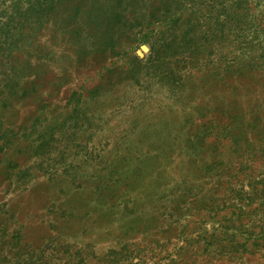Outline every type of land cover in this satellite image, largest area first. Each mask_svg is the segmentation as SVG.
Returning a JSON list of instances; mask_svg holds the SVG:
<instances>
[{"label":"rangeland","instance_id":"374dc122","mask_svg":"<svg viewBox=\"0 0 264 264\" xmlns=\"http://www.w3.org/2000/svg\"><path fill=\"white\" fill-rule=\"evenodd\" d=\"M257 138L264 0H0V264H264Z\"/></svg>","mask_w":264,"mask_h":264},{"label":"trees","instance_id":"16d2710c","mask_svg":"<svg viewBox=\"0 0 264 264\" xmlns=\"http://www.w3.org/2000/svg\"><path fill=\"white\" fill-rule=\"evenodd\" d=\"M239 123V122H238ZM240 123H242V124H244V123H251V124H253V125H256V121L255 120H253V119H247V120H243V121H241ZM213 126H215V122H213ZM237 124V123H236ZM216 127V126H215ZM218 127H220V130H217V132H215L214 134H212L213 135V141L211 142V143H214V145H215V147L214 148H216V141H214L216 138H218V137H221L222 136V134L224 133H226V132H224V131H226L227 129H221V127H223V126H218ZM252 127H254V126H252ZM256 127L258 128V124L256 125ZM249 130H252L253 131V129L252 128H249ZM257 130H259V128L257 129ZM248 132H250V131H248ZM247 132V133H248ZM255 132H257V131H255ZM226 134H229V132L228 133H226ZM250 134H251V132H250ZM242 137H244V138H246V139H249V137H247V135H242ZM242 137H240V139L238 140V144L241 142V139H242ZM252 138V137H251ZM241 147H242V145L241 144H239ZM239 147V146H238ZM248 153H250V152H248ZM264 154V153H263ZM229 170L227 169V172H228Z\"/></svg>","mask_w":264,"mask_h":264},{"label":"crops","instance_id":"0c3cea01","mask_svg":"<svg viewBox=\"0 0 264 264\" xmlns=\"http://www.w3.org/2000/svg\"><path fill=\"white\" fill-rule=\"evenodd\" d=\"M254 135H256V134H252V137H254ZM228 135H225L224 133L222 134V136L221 137H218V138H216L214 141H216L217 143L216 144H219V145H221V148L220 149H222V143L224 142V140H226L228 137H227ZM251 136V134H250V132H248L247 133V137H250ZM212 138V137H211ZM251 138V137H250ZM213 139V138H212ZM258 140H259V142L260 141H262V142H264V139H261V138H257ZM219 140V141H218ZM239 144H241L242 146L244 145V146H246V138H244V137H242V139H241V142L239 143ZM220 147V146H219Z\"/></svg>","mask_w":264,"mask_h":264}]
</instances>
